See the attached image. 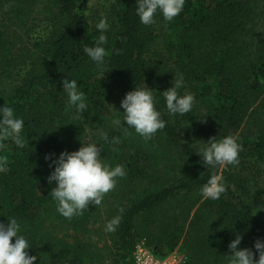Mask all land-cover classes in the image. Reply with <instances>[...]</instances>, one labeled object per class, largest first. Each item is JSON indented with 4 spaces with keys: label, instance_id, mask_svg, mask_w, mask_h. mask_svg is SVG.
Masks as SVG:
<instances>
[{
    "label": "trees",
    "instance_id": "1",
    "mask_svg": "<svg viewBox=\"0 0 264 264\" xmlns=\"http://www.w3.org/2000/svg\"><path fill=\"white\" fill-rule=\"evenodd\" d=\"M98 1L110 24L102 67L83 51L98 36L89 21ZM135 8L136 0H0V105L23 118L28 141L22 149L10 140L0 148L7 157L0 222L15 216L22 223L33 264H129L140 239L159 255L178 248L185 264H225L235 233L241 247L264 238L262 218L229 186L234 165L204 167L191 140L194 133L205 140L235 135L239 162L257 163L264 174V0H185L172 21L157 14L147 26ZM9 73L19 80L3 88L1 76ZM178 73L180 94L191 93L196 102L191 112L170 115L160 92ZM62 78L75 79L85 93L80 119L68 109ZM144 85L157 91L165 121L148 141L111 125L123 95ZM101 131L118 142L102 141ZM91 142L102 144V159L123 165L126 175L100 205L67 219L48 196L55 184L46 180L45 153ZM212 174L225 183L217 200L199 192ZM116 215L119 226L108 232Z\"/></svg>",
    "mask_w": 264,
    "mask_h": 264
},
{
    "label": "clouds",
    "instance_id": "2",
    "mask_svg": "<svg viewBox=\"0 0 264 264\" xmlns=\"http://www.w3.org/2000/svg\"><path fill=\"white\" fill-rule=\"evenodd\" d=\"M184 5L185 0H136L135 12L140 23L147 26L155 22L157 14L165 21H172L181 13ZM109 28L107 18L101 16L93 25V30H99L97 39L92 46L85 45L83 48L84 53L97 67L104 66L110 55L105 47ZM119 51L115 50L117 54ZM183 85V75L178 73L173 77L171 86L160 92L170 115H184L194 107L196 100L193 94H180L179 90ZM62 86L67 94L68 109L72 111L73 118H82L87 108L85 93L80 90L75 79L62 78ZM156 92L145 85L127 91L120 99L119 107L122 111L115 109L117 115L111 120L112 127L121 129L126 136L130 134L129 129H132L143 140L152 139L158 130L165 127L161 112L155 106ZM99 138L108 143L118 142L119 139L112 137L110 141L106 131H101ZM9 140L21 149L28 142L23 118L15 114L13 107L3 104L0 105V148L4 141ZM193 148L204 167L226 168L239 163L242 145L237 136L226 135L219 140L210 137L204 144H193ZM102 149V144L91 142L81 143L74 151L45 153V159H48L51 168L46 180L49 184H55L48 196L55 203L56 211L63 217L71 219L82 214L90 203L100 205L104 195L115 188L117 179L126 175L123 165L111 166L102 159ZM5 171L7 157L0 156V172ZM225 190L223 176L212 174L199 192L203 198L217 200ZM119 211L123 212V209ZM120 220V215L111 218L105 225L106 230L115 232ZM22 233L23 225L15 216L9 217L6 223L0 222V264H33L37 260L29 252V239ZM241 241L242 235L235 233V238L227 245L228 253L224 254L225 264H264V238L258 237L251 247H241Z\"/></svg>",
    "mask_w": 264,
    "mask_h": 264
},
{
    "label": "rangeland",
    "instance_id": "3",
    "mask_svg": "<svg viewBox=\"0 0 264 264\" xmlns=\"http://www.w3.org/2000/svg\"><path fill=\"white\" fill-rule=\"evenodd\" d=\"M104 6L105 4H102V1H98L97 5L91 8L89 21L92 27L101 16L105 17L106 13ZM94 30L97 33L99 32V30ZM18 80L19 77H13L11 73L6 75V77L2 75L1 85L3 88H8L17 84ZM183 135L188 136V133L186 134L183 131ZM191 135V140L195 144H204L207 141L204 138L199 139L195 133ZM261 168L262 167L257 163L254 166V164L250 163L249 160H242L237 165L231 166L230 171L233 170V174L229 178L228 183L233 191V194L242 201L251 204L254 212L264 221V174L261 172ZM43 190L44 188L42 186L38 187V193L43 192Z\"/></svg>",
    "mask_w": 264,
    "mask_h": 264
},
{
    "label": "built area",
    "instance_id": "4",
    "mask_svg": "<svg viewBox=\"0 0 264 264\" xmlns=\"http://www.w3.org/2000/svg\"><path fill=\"white\" fill-rule=\"evenodd\" d=\"M185 262L186 256L178 248L167 254L159 255L149 249L145 239H140L135 243L129 258V264H185ZM104 264L116 263L106 260Z\"/></svg>",
    "mask_w": 264,
    "mask_h": 264
}]
</instances>
